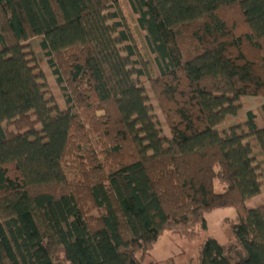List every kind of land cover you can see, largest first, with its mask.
I'll list each match as a JSON object with an SVG mask.
<instances>
[{"label":"trees","instance_id":"1","mask_svg":"<svg viewBox=\"0 0 264 264\" xmlns=\"http://www.w3.org/2000/svg\"><path fill=\"white\" fill-rule=\"evenodd\" d=\"M120 1L0 0V264H172L145 257L222 207L196 264H264V101L227 122L264 97V0H129L156 77Z\"/></svg>","mask_w":264,"mask_h":264},{"label":"rangeland","instance_id":"2","mask_svg":"<svg viewBox=\"0 0 264 264\" xmlns=\"http://www.w3.org/2000/svg\"><path fill=\"white\" fill-rule=\"evenodd\" d=\"M119 4L125 17L127 26L132 34L134 43L136 44V47L141 55V59L143 60L149 75L151 77H156L158 75V70L154 63L153 56L147 48L145 32L138 24V16L133 11L129 0H121ZM29 50L34 51L35 57L40 64L43 63V69L49 75V84L53 87L57 86L56 77L51 74L52 69L49 65L44 63L47 60V56L41 48L39 38H35L31 41ZM150 85L151 83L147 81L146 86L150 87ZM53 93L58 99L60 107L65 108L66 104L64 99L61 98V90L55 87ZM263 101L264 97L248 96L244 101L246 106L240 111L239 115L237 117L229 118L227 122L229 124H237L241 122V120L245 119V116L249 110H257ZM153 103L154 105L158 104L156 100H154ZM156 114L161 122H165V116L161 109H157ZM164 132L166 135H170V130L167 126L164 127ZM257 163L259 165V173L261 175V181L263 185L261 194L253 198L251 205L264 201V160L258 159ZM220 188L221 186L218 184V189ZM236 217L237 212L234 208L222 207L215 209L207 215V232H202L200 237L192 241L183 239L171 232H166L159 239L154 249L147 254L145 257V262L148 263L151 261H159L165 263L169 262L172 264H196L199 254V247L205 237H215L220 243L226 245H229L231 242H233L234 239L231 231V223L236 219Z\"/></svg>","mask_w":264,"mask_h":264}]
</instances>
